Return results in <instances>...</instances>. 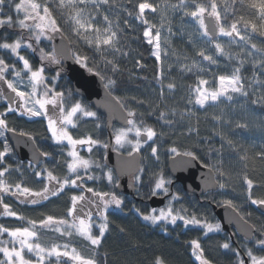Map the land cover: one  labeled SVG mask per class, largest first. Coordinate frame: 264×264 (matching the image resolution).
Wrapping results in <instances>:
<instances>
[{
    "label": "snow or ice",
    "instance_id": "obj_1",
    "mask_svg": "<svg viewBox=\"0 0 264 264\" xmlns=\"http://www.w3.org/2000/svg\"><path fill=\"white\" fill-rule=\"evenodd\" d=\"M5 6L9 9L8 13L3 10ZM241 8L246 9L248 14L237 15ZM13 10L17 17L23 13V18L14 19L11 15ZM146 10L153 15L159 14V27L147 18ZM179 11H182L185 17H191L196 21L201 38H207L211 44H214V52L211 47L199 48L191 63H180L181 57L177 55L180 69L186 73L196 74V84L188 86L187 104L205 108L221 102L222 97L233 101L234 96L238 95L244 98L251 96L253 105L264 107V94L256 95L257 91L264 89V80L261 79L264 77V0H176V3H172L171 0H159V2H150V0H135V2L132 0L128 2L124 0H42V2L20 0L18 3L16 0H0V31L6 33L0 36V50L7 54L0 56V102H2L0 103V138H3L2 145H0V208H2L0 216L12 217L20 221L26 219L13 210L11 205L4 202L5 195L23 204L40 205L43 201L59 197L65 192L72 193L68 197L69 206L62 217L42 214L38 220L28 219L27 226L24 227H6L0 224V264H53V261L55 264H69V262L71 264H100L99 249L103 246V240L111 224L108 209L114 207L123 210L125 205L123 198L114 191H99L87 185L86 181L101 178L88 174L92 165L95 164L97 168H101L102 165L81 156L77 151V145H86L91 153L93 146L98 145L105 149L111 146L114 151H119L127 144L132 149L128 153L131 156L151 141L149 145L151 156L158 160L160 149L155 138L164 135L162 131L158 132L153 126L145 124L142 119L137 121L135 110L128 109L126 116L121 117L124 126L109 133L110 138H114V145L94 139L91 135L79 139L74 138L68 131V126L76 127L75 117L82 115L94 117L97 120L99 117L96 112L90 111L82 100L75 99V96L81 95L78 90L66 93L59 83L65 73L63 62L69 58L68 45L63 42L59 45L53 44L51 50L41 45L45 41H52L56 35H60L62 41L67 40L64 28L68 26L77 43L83 41L100 56V61H95L96 66L89 67L88 71L99 77L104 88L111 95L112 91L118 87V80L115 77L122 71L118 57L130 55L129 52L124 51L128 39L127 31L129 29L135 31L133 25L139 22V25L143 27V37L149 45L153 46L152 55L159 63L162 55L161 33L165 23L169 25L168 33L172 34L168 14ZM229 14L232 17L230 24H228ZM16 29H19V33L13 39L12 36ZM217 35L229 38L228 47L216 42ZM237 38L240 42L239 53L231 51V45L237 44ZM189 39L194 43L191 35ZM256 40L260 43H256ZM69 43L72 41L70 40ZM22 51L31 53L38 51L39 66H34L27 56L21 54ZM163 54L168 55L167 52ZM173 54L176 53L173 52ZM218 57L236 61V64L230 74L212 73L217 86L214 89L205 87L210 84V81L203 77L211 71V66H215L217 71L220 69ZM71 58L75 63L87 67L89 57L80 54L78 49L72 53ZM9 59L13 62L8 63ZM183 60L187 61L188 57L184 56ZM101 62L104 65L103 69L99 67ZM203 62H207L210 67L207 69L202 67ZM18 64L21 67L18 68ZM136 64L142 67L139 60ZM245 65L251 66V77L243 75L246 70ZM50 66H55V74L46 76ZM169 67L171 68V65ZM109 71L111 74H108ZM9 73L11 78H9ZM162 77L163 73L159 72L156 79L161 80ZM166 87L169 91H173L177 85L175 82H170ZM160 97L164 98L163 87L160 90ZM69 98L73 101L71 104L67 103ZM115 99L120 108L124 109V103L120 102L119 98ZM138 103L142 104L144 101L141 100ZM156 110L154 109L150 115ZM9 115L29 118L43 117L47 121V130L51 133L54 143L63 145V142H67L70 150L66 153L61 152V155L66 157L64 161L66 172L62 176L56 174L55 167L35 170L38 165L29 161L28 166L33 169L32 174L36 180L42 183V188L37 190L26 186L23 178L14 184L9 182L7 177L10 173L18 172L23 177V172L21 165L17 164L14 167L13 164L6 163L10 156L15 155L6 133H11L17 138L28 137L29 140H33L32 134L22 130L17 131L16 127L10 126ZM176 115V109L159 111L157 120L161 123V127H175L178 123L175 120ZM194 115L196 113L191 108H186V111L180 112V121H183L185 116ZM169 116L172 119H169ZM212 119L225 124L232 123L223 120L222 115H214ZM198 123L197 119V127L189 125L188 134L198 132ZM96 127L99 129L101 125L98 123ZM235 127L246 129L248 125L247 123H236ZM133 134L134 139H130V135ZM216 134L221 136L229 148L239 150V146L233 140L222 133ZM34 150L39 152V149ZM167 151L177 157H187L189 161L201 160L192 150L180 152L176 146H171ZM209 151L213 150L210 148ZM39 155L49 157L51 153L39 152ZM255 156L264 161V150L256 152ZM239 159L247 169L246 161L249 157L246 150ZM203 166L210 172L214 171L215 183L220 189L229 186L227 180L230 177L222 165L203 164ZM139 171L143 172L144 169L141 168ZM102 175L109 184L115 180L112 170L103 172ZM134 179L142 182V177L139 175ZM171 184V179H166L163 174H155L150 194L151 196L164 195L165 199L170 196L168 204L164 208L152 209L148 213L135 206L132 211L142 220L162 227L165 232H168L167 224L177 225L178 221H181L185 227L201 228L205 237L209 233L221 230L219 223H208L199 219L195 213L189 215L188 210L184 208L175 209L172 201H179L180 196L178 191H170L168 186ZM242 184L245 186L247 201L264 208V195L259 197L254 195V189L261 185H258L247 171H244L242 175ZM85 193L90 195H85ZM224 204L232 208L241 220L247 222V216L241 214L240 207L233 200L226 199ZM44 230H51L58 234L50 244L41 241L40 233ZM119 231L124 233L126 230L120 227ZM5 234L8 239L3 238ZM74 236L87 243L91 248L90 256L84 255L73 245ZM64 238L68 240L61 243L60 241ZM244 240L246 243L243 246V252L239 248L232 247L230 240L220 243L219 248L235 256L234 264H264V255L256 254L257 251L264 252V224L259 227L255 224L249 225L245 230ZM187 243H190L191 255L199 264H213V261L206 256L199 238ZM151 264H167V262L165 258L157 255Z\"/></svg>",
    "mask_w": 264,
    "mask_h": 264
},
{
    "label": "trees",
    "instance_id": "obj_2",
    "mask_svg": "<svg viewBox=\"0 0 264 264\" xmlns=\"http://www.w3.org/2000/svg\"><path fill=\"white\" fill-rule=\"evenodd\" d=\"M18 3L19 0H16ZM42 2V0H38ZM128 2V0H124ZM135 2V0H132ZM150 2H159V0H150ZM172 3H176V0H171ZM239 7V6H238ZM4 12L8 13L7 6L4 7ZM248 14L246 9L241 8L237 13ZM14 19L17 17L15 11L11 12ZM147 18L158 27L160 26L159 14L153 15L150 11L146 10ZM168 20L172 29V34L168 33V23L161 33V62H157L151 54V45H149L143 37V27L139 25V22H135L133 27L135 31L129 29L126 33L128 39L125 43L124 51L129 52L130 55L124 57H118L120 60V68L122 71L116 75L118 80V87L112 91V94L119 98L120 102L124 103L126 110L132 109L137 113L136 119H141L145 124L153 126L158 132H163L164 135L155 138L157 140V146L160 149V169L156 174H163L167 179L170 178L166 171V161L170 153L167 149L171 146H176L178 151L183 152L185 150L195 151L201 158L202 164L222 165L223 169L229 175L227 180L228 187L224 189L218 188L215 191L207 192L200 197L187 196L179 183H174L172 186L173 192H179V201L172 202V206L175 209H187L188 214L195 213L196 216L208 223H213L216 220L211 204H221L227 198L234 201L241 209V214L247 216V221L251 224H255L257 227L264 224V213L260 212L255 205L247 201L245 195V186L242 184V175L244 171H247L251 178H253L260 187L254 189V195L259 197L264 195V161H261L255 156L256 152L264 150V107L261 105H253L251 99L253 97L244 98L241 96H234L233 101L221 100L216 104V113L223 117H227L231 121V124L218 125L210 116V111L207 109H200L195 104L188 105L189 85L196 84V74L186 73L180 69L177 62V55L181 57L180 63H191L195 57V52L203 48H212L214 52V44H211L207 38H201L198 32V24L191 17H185L182 11L169 12ZM232 22V17L229 14L228 24ZM19 33V29L13 34L12 38H16V34ZM6 33L0 31V36H4ZM64 34L68 37L71 52L74 53L79 50L80 54L87 55L89 60L87 62V69L89 67H95V61H100V56L95 53L93 49H90L83 41L77 43L72 34L70 28L65 26ZM28 35V33H25ZM193 38L194 43L190 42L189 37ZM216 42L222 43L226 47L229 45V38L218 36ZM260 43L259 40L255 41ZM47 46L49 49V43L45 41L41 47ZM231 51L235 53L240 52V42L237 38V44L231 45ZM164 52L168 55L164 56ZM175 52L176 54H173ZM22 55L27 56L34 65H37V58L29 54V51H22ZM7 54L0 50V56H6ZM187 56L188 60L184 61L183 57ZM139 60L142 67H138L136 61ZM220 69L217 71L215 66H211V71L204 75V79L210 81L209 85L205 87L215 88L216 82L213 79L212 73L230 74L236 61H228L224 57H218ZM11 59L8 63H12ZM199 62V60H198ZM171 65V68L169 67ZM202 67L209 68L207 62H203ZM17 67H20L18 64ZM99 67L103 69L104 65L101 62ZM245 71L243 75L245 77H251L252 68L250 65H245ZM163 73L161 80H157V74ZM108 74H111L110 71ZM9 78L11 74L9 73ZM264 80V77H261ZM170 82H175L176 89L169 91L166 85ZM65 92H70L71 87L69 82L61 81ZM161 87L164 88V98L160 97ZM258 87V86H257ZM72 92V91H71ZM264 94V89L256 92L257 96ZM133 97L135 99H133ZM144 101V103H138V101ZM194 100V95H193ZM2 103V102H0ZM159 105V108L157 106ZM186 108H191L196 115L188 117L185 116L183 121H180V112L186 111ZM157 109L154 114L153 110ZM176 109L177 115L175 120L178 122L175 127H161V123L158 122L157 117L159 111ZM102 119L103 116H100ZM172 119L171 116L168 117ZM20 117L18 115H9L8 120L10 126L17 128V131H25L32 134L34 141L40 148L45 146L51 147L52 150H59L61 147L57 144H53L51 136L47 130V126L43 119ZM198 132L188 134L187 129L189 125L197 127ZM236 123H247L246 129H237ZM89 127L88 125H86ZM101 136L105 138L104 126L100 129ZM80 131V130H79ZM77 131L76 135H82ZM216 133H222L227 138L233 140V142L239 146V150L229 148L225 141L221 139L220 135ZM0 145L2 140L0 139ZM223 145V147H222ZM213 151H209V149ZM247 151L249 159L246 161L247 169L244 168V163L239 159L244 151ZM98 155H100L98 153ZM145 157V156H144ZM101 164V160L96 156ZM6 163L13 164V156H10ZM144 190L150 192V188L154 183V175L148 173V168L142 161ZM97 170V168H96ZM101 169H98L100 171ZM152 170V167L150 168ZM102 171V170H101ZM171 179V178H170ZM112 191H115L111 187ZM149 194V193H148ZM146 195V197L148 196ZM123 210L117 212H109V219L111 221L110 229L106 233L103 240V246L99 249L100 264H151L155 256L160 255L165 258L167 264H199L198 261L191 255L190 243L192 239H200L202 246L205 249L206 256L213 261V264H234L235 256L227 250L219 248V244L230 240L224 232H212L205 237L201 228H194L193 226L185 227L181 221L177 222V225L167 224L168 232L163 231V228L157 225H152L141 220V218L132 211L134 201L130 197H124ZM65 199L63 197L56 200L49 201L41 205H28L13 200L11 207L26 219H39L43 215H53L56 217H62V209L65 206ZM147 202L145 204L136 205L141 210L147 209ZM250 214V215H247ZM1 219L0 223L7 222L11 227L17 219L7 218ZM120 227L125 228V232L119 231ZM5 238V236L3 237ZM235 242L232 243V247H239L241 251L244 250L245 241L238 236H235ZM251 246V245H248ZM86 254L91 255V250L86 249ZM260 254L259 251L256 253Z\"/></svg>",
    "mask_w": 264,
    "mask_h": 264
},
{
    "label": "water",
    "instance_id": "obj_3",
    "mask_svg": "<svg viewBox=\"0 0 264 264\" xmlns=\"http://www.w3.org/2000/svg\"><path fill=\"white\" fill-rule=\"evenodd\" d=\"M218 35L216 36V38ZM67 44L69 49L70 45L67 40L61 39L60 35H56L52 40V45H59L61 43ZM69 58L64 60L67 77L69 78L74 91H79L81 96L86 99L89 104L94 107L99 113L105 117L107 129V142L114 145L113 138H110L109 133L112 132V124L118 123L124 126L122 116H126L127 111L121 109L115 97L109 95L103 86V82L99 77L90 73L85 67L75 63L71 58V49L68 53ZM6 87V86H5ZM111 122V124H109ZM6 137L13 148L15 154L20 160H29L33 163H38L45 157L40 156L34 140H29L28 137H14L11 133H6ZM19 139V142H17ZM105 164L112 168L118 176V186L116 190L124 194H133L134 187L129 181L130 175L136 173L140 168L141 154L135 152L131 156L128 153L114 151L110 146L105 149ZM167 171L174 178V182H179L182 189L187 196L199 197L208 191H215L218 185L215 183V173L204 167L199 161H189L187 157H177L174 154L167 159ZM172 185V184H171ZM152 208L160 207L165 203L164 196H151L148 200ZM215 216L217 217L221 229L228 233L233 241L232 229L241 236L245 237V230L251 225L250 222L241 220L239 215L229 208L227 205L212 204L211 205ZM257 209L264 213V208L257 206Z\"/></svg>",
    "mask_w": 264,
    "mask_h": 264
},
{
    "label": "flooded vegetation",
    "instance_id": "obj_4",
    "mask_svg": "<svg viewBox=\"0 0 264 264\" xmlns=\"http://www.w3.org/2000/svg\"><path fill=\"white\" fill-rule=\"evenodd\" d=\"M64 69H65V73H64V76H63V79L59 81V83L61 81H64V82H69L70 84V87H71V83H70V80L69 78L67 77V72H66V68H65V65H63ZM48 74H50V76L54 75L55 74V66H50L49 68V71L47 72ZM71 91L74 92L72 90V87H71ZM75 99H79V100H82L83 103L88 107V109L90 111H94L97 113V116L99 117V120H97L96 118L94 117H84V116H81V115H78L77 117L74 118V122H75V125L76 127H73L72 125H69L68 126V131L70 132V134L74 137V138H83V137H86L88 135H91L94 139H100L104 142H107V137H108V134H107V129H106V122H105V119L104 117L101 119L100 116H102L100 113H98L87 101L86 99H84L82 96L78 95V96H75ZM73 101L71 98H69L67 100V103L68 104H71ZM49 108H51V106H49ZM51 114V113H50ZM24 118H29L27 116H24ZM35 117H32V118H29L28 120H31ZM38 118V117H36ZM40 119H43V121L45 122L46 126H47V121L43 118V117H39ZM100 124L101 125V128L104 126V129H105V138L103 139L101 136V128H97L96 125L97 124ZM86 125H88L89 127H87ZM117 124H113L112 125V131H113V128L116 126ZM118 126V125H117ZM81 128H82V135L79 136V134L76 135V132L79 131L81 132ZM49 132V131H48ZM49 135H50V132H49ZM51 136V135H50ZM52 140V138H51ZM114 140V138H113ZM3 142V140H2ZM53 144L54 141L52 140ZM115 142V141H114ZM36 143V142H35ZM10 144V143H9ZM115 144V143H114ZM36 146L37 148L40 150V152H49L51 153V156L49 157H45L43 160H39L38 163H34L35 165H38V167H36L35 170H40L41 168H44V167H48V168H53L55 167L56 169V174L58 175H63L65 172H66V166L64 164V161H65V156L64 155H61V152H64L66 153L67 151H69L70 149L67 147V142H63V145H59L61 148L59 150H52L51 147L49 146H45L43 148H40L37 143H36ZM77 151L79 152V154L81 153V156L85 157V158H90L94 161H97V162H100L97 158H95L96 156H98V158L101 160V165H106L105 164V155H106V151H105V148L101 147V146H93V150L91 151V153H89L88 151V147L86 145H77ZM140 152V151H139ZM98 153L100 155H98ZM141 154V162H140V168H142V161H143V158H144V155L140 152ZM13 160H14V167L19 164L21 165V168L22 170L24 171L23 175H25V178L24 177H21V174L18 173V172H15L14 173V178H17L18 181L23 178L24 181H26L27 185H29L30 187H33L34 189H37L39 190L40 188H42V183L37 181L36 178L34 177V175L32 174L33 172V169L32 168H29V160H20L18 158V156L15 154L13 156ZM107 166V165H106ZM96 166L91 168V170L89 171V175H93V176H98V177H101L100 179L98 180H95V181H86L87 185L89 187H94L96 188L97 190L99 191H112L111 190V187H113L114 189L116 188V184H117V180H118V176L116 175L115 171L110 168V167H103V169H101L100 171H98V168L96 170ZM108 170H112L113 171V175L115 177V180L113 181L112 184H109L107 179L103 177L102 173L103 172H106ZM140 171L138 170L136 173H134L133 175H130L129 177V181L130 183L133 185L134 187V193L129 195V194H124L122 192H119V191H116L115 189V193L120 197L123 198V196L125 197H130L133 201H134V205L132 206V209L133 207H137L138 205L140 204H145V202H147V206L148 208L147 209H144V210H141L145 213H148L149 210H151V206L149 205V196L146 197V195L149 193V192H145L144 190V180H145V176L142 172L141 174V177H142V182H137L135 181L134 177L138 175ZM13 173V172H12ZM81 174H83L81 172ZM7 179H9V176L7 177ZM29 179V180H28ZM72 193L71 192H65L63 195L59 196V197H55V198H51L49 201H52V200H56L58 198H61L63 197L66 201L65 203V206L64 208L62 209V216H64L66 210H67V207L69 206V201H68V197L71 195ZM77 194H79L77 192ZM85 195H90L88 193H85ZM150 195V194H149ZM13 200H16L15 198H12L8 195H5V198H4V202L5 203H8L9 205H11L10 203L13 202ZM49 201H43L41 204H44V203H47ZM40 204V205H41ZM28 205H31V204H28ZM137 205V206H136ZM33 206H36V205H33ZM139 208V207H137ZM0 211H2V208H0ZM109 212H117V211H120V210H116L114 209L113 207L109 208L108 209ZM215 216V214H214ZM1 219H4L6 220L7 218H12V217H4V216H0ZM217 222L219 223L217 217L215 216ZM0 219V220H1ZM15 219V218H14ZM3 220V221H4ZM142 220V219H141ZM144 221V220H142ZM146 222V221H144ZM148 223V222H146ZM3 225H5L6 227H9L7 222H3L1 223ZM221 232H224L221 230ZM226 233V232H224ZM227 236L230 238V235L228 233H226ZM232 234L233 236H238L239 235L235 232L234 229H232ZM240 238V237H239ZM231 240V239H230ZM244 240V239H243ZM245 241V240H244ZM238 248V247H237ZM259 255H264V252H260Z\"/></svg>",
    "mask_w": 264,
    "mask_h": 264
},
{
    "label": "rangeland",
    "instance_id": "obj_5",
    "mask_svg": "<svg viewBox=\"0 0 264 264\" xmlns=\"http://www.w3.org/2000/svg\"><path fill=\"white\" fill-rule=\"evenodd\" d=\"M19 2H20V0H19ZM20 18H23V13H21L20 14ZM153 35H154V33H153ZM146 40V39H145ZM48 43H49V49L48 50H51V47H52V45H51V41H47ZM152 52H153V46L151 45V54H152ZM29 54H32V56L33 57H35V59L36 58H38L39 59V53H38V51H37V53H31L30 51H29ZM153 56V55H152ZM154 57V56H153ZM155 58V57H154ZM32 62V61H31ZM39 64H40V60H39V63H37V65H34V66H36V67H38L39 66ZM46 76H50V75H47V73H46ZM221 100H225V101H228L227 99H226V97H222L221 98ZM198 108H200L199 107V105H196ZM216 104L215 105H208V106H206L205 108H200V109H207V110H209L210 111V116H214V115H217V116H219V115H221V113L222 112H220V114H218V113H216V111H214L215 109H216ZM82 116V115H81ZM223 120H228V118L227 117H223ZM215 121V120H214ZM215 123L216 124H218V125H225V123H223L222 121L221 122H218V121H215ZM117 128H120V126H115L114 128H113V130L114 129H117ZM50 135H51V133H50ZM130 139H134V134L133 135H130V137H129ZM1 140H3V138H0ZM66 142V141H65ZM151 141H149L148 142V144H145V145H143L142 146V149L140 150V152L145 156L144 157V163H145V165L147 166V168H148V173H152V175L153 174H156L158 171H159V169H160V161H159V159H161L160 158V152H159V159L157 160L156 159V157H153V156H151V148H150V146L149 145H151ZM119 151H122V152H126V153H129V152H131L132 151V149H131V147L129 146V145H125L123 148H120L119 149ZM80 155H81V153H80ZM93 167H95V164H93L92 165V168ZM152 167V170H150V168ZM98 169H103V165H102V167L101 168H98ZM22 172L24 173V171L22 170ZM14 173L15 172H13V173H10L9 174V182L10 183H15V182H17L18 181V179L17 178H14ZM141 174H142V172H139L138 173V175L139 176H141ZM23 177L25 178V175H23ZM167 179V178H166ZM170 179V178H169ZM21 180V179H20ZM29 180V179H28ZM25 183H26V181H25ZM26 186H29V185H27V183H26ZM169 187V186H168ZM149 194H150V192H149ZM148 194V196H150ZM120 196V195H119ZM171 199V197H169L168 199H167V201H166V204L164 205V206H162V207H160V208H158L157 210H159V209H161V208H164L167 204H168V202H169V200ZM227 199H229V198H227ZM16 201H18V200H16ZM172 202H174V201H172ZM114 208V207H113ZM115 209V208H114ZM116 210H119V209H116ZM152 210V209H151ZM151 210H149V212L151 211ZM1 219V218H0ZM147 222V221H146ZM149 223V222H148ZM215 223H218L217 221H215V222H213L212 224H215ZM151 224V223H150ZM24 226H27V220H23V221H20V220H18L17 222H15L11 227H24ZM221 231V230H220ZM40 235H41V241L42 242H46V243H51V242H53L55 239H56V236L58 235V234H56V233H54L53 231H51V230H44V231H42L41 233H40ZM4 239H8V237L6 236V234H5V238ZM68 240V238H64L63 240H61L60 242L61 243H63V242H65V241H67ZM72 242H73V245L75 246V247H77L80 251H82L83 252V254L84 255H86V256H90L89 254H86L85 253V250L86 249H88V250H91V248L87 245V243L85 242V241H83V240H81L80 238H78V237H73L72 238ZM53 264H55V261H53ZM69 264H71V262H69Z\"/></svg>",
    "mask_w": 264,
    "mask_h": 264
}]
</instances>
